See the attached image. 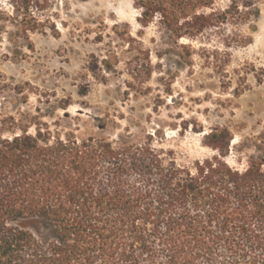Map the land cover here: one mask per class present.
<instances>
[{
	"label": "trees",
	"instance_id": "obj_1",
	"mask_svg": "<svg viewBox=\"0 0 264 264\" xmlns=\"http://www.w3.org/2000/svg\"><path fill=\"white\" fill-rule=\"evenodd\" d=\"M215 1L132 3L142 27L157 20L180 40L246 21L262 0L222 12ZM10 121L0 130V264H264V159L231 167L229 130L203 136L212 156L181 165L153 135L115 141L30 114ZM22 219L50 223L57 240L40 242L14 225Z\"/></svg>",
	"mask_w": 264,
	"mask_h": 264
},
{
	"label": "rangeland",
	"instance_id": "obj_2",
	"mask_svg": "<svg viewBox=\"0 0 264 264\" xmlns=\"http://www.w3.org/2000/svg\"><path fill=\"white\" fill-rule=\"evenodd\" d=\"M258 10L175 40L157 20L142 27L132 0H0V130L30 114L81 137L153 135L190 165L214 154L202 138L224 128L226 161L243 170L264 159V0ZM14 225L57 240L46 221Z\"/></svg>",
	"mask_w": 264,
	"mask_h": 264
}]
</instances>
